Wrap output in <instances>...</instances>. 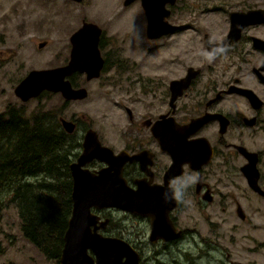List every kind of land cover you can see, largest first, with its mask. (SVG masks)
Returning a JSON list of instances; mask_svg holds the SVG:
<instances>
[{
    "label": "rangeland",
    "instance_id": "374dc122",
    "mask_svg": "<svg viewBox=\"0 0 264 264\" xmlns=\"http://www.w3.org/2000/svg\"><path fill=\"white\" fill-rule=\"evenodd\" d=\"M13 2L0 0V16L7 10L11 18L20 11L23 34H19L17 23L0 24V49L5 51L0 56V113L10 105L23 106L31 113L44 103L61 108V116L81 119L82 124L85 120L96 129L105 128L111 136L116 134L115 121L127 116L117 104L120 94L127 89H167L171 79L184 75L188 66L197 65V53L203 49L198 32L225 17L215 8L222 0H178L169 20L184 28L160 39H149L140 1L127 6L124 0H21L20 8ZM83 20L104 28L102 52L110 59L98 78L88 81L83 74L74 75L78 85L88 87V97L65 105L59 93L22 101L15 93L16 85L33 68L67 63L70 36ZM3 37L6 39L1 42ZM43 41L45 44L40 46ZM242 178L230 190L238 191L246 219L238 216L233 202L227 204L219 198L205 205L197 202L195 216H184L180 221L182 227L197 229V234L189 232L179 248L175 245L159 250L153 246L141 219L113 210L115 223L131 225L129 230L121 229L124 237L141 239L144 264H264V196L253 192ZM0 205V264H57L24 236L9 191L0 192Z\"/></svg>",
    "mask_w": 264,
    "mask_h": 264
},
{
    "label": "flooded vegetation",
    "instance_id": "af4514ba",
    "mask_svg": "<svg viewBox=\"0 0 264 264\" xmlns=\"http://www.w3.org/2000/svg\"><path fill=\"white\" fill-rule=\"evenodd\" d=\"M136 1H140L142 5L141 0H134L129 4H125L124 0V4L132 6ZM177 1L167 4L171 9L170 16ZM222 1L215 8L225 17L212 22L211 27L202 31L203 33L198 32V39L202 42L203 51L209 48V35L215 34L225 39L230 50L226 56L218 58L212 64L204 60L201 53H197V65H190L198 70L197 76L189 88L184 89L174 100L170 86L172 79L166 86L167 89H127L120 94L117 103L126 110L127 116L115 121V136H111L105 128H94L85 120L82 124L81 119H71L75 128L73 132H68L76 137L72 143L74 155L71 163L78 160L84 149L85 135L90 128H94L101 143L111 147L118 156L116 168L121 169L122 166L123 181L119 180L121 186L132 190L146 189L150 201L162 205L159 210L166 212L176 230L181 232L176 237L159 236L153 240L152 215L116 206H92V211L100 216L98 225L107 221L98 230L105 235L128 240L140 252L142 264L144 252L141 239L132 241L121 234V229L129 230L131 225L122 222L116 224L113 210L124 216L141 219L146 227L148 241L163 250L175 245L179 248L178 244L189 232L197 234V229L180 225L184 216H195L193 212L197 208V202L205 205L217 198L227 204L233 202L236 204L238 216L246 219L247 213L237 195L238 191L234 193L230 190L237 187L239 178L243 177L253 192L263 195L250 185L244 167L250 161L248 153H252L257 158L258 184L264 189V0ZM15 3L20 8L21 0H14L13 4ZM2 8L3 5L0 6ZM142 8L144 10L143 5ZM20 15L21 12L17 11L10 18V12L6 10L0 16V24L17 23L19 34L22 35L24 23L18 19ZM175 24L181 25V28L161 37L150 38L147 35V20L146 35L149 39H160L184 28L183 24ZM102 29L101 52L104 47V28ZM5 39L3 37L1 42ZM4 52L0 49V56L3 57ZM102 55L105 58L103 73L108 68L110 59L103 52ZM108 55H111V50ZM76 73L71 79H74ZM186 73L177 78L185 76ZM80 74L86 76L85 73ZM73 82L75 86H79L76 81ZM193 87L195 89H191ZM83 99L65 100L68 102ZM193 121L196 123L190 125ZM109 165L106 159L95 157L86 162L83 168L98 173ZM187 173L198 174L201 178L194 188L189 189L187 199L191 200V204L166 203L163 193L169 179ZM71 177L74 183L72 171ZM240 207L245 217L240 214ZM152 213L155 215L156 211L152 209Z\"/></svg>",
    "mask_w": 264,
    "mask_h": 264
},
{
    "label": "water",
    "instance_id": "95a60500",
    "mask_svg": "<svg viewBox=\"0 0 264 264\" xmlns=\"http://www.w3.org/2000/svg\"><path fill=\"white\" fill-rule=\"evenodd\" d=\"M132 1L134 0H125V4ZM141 1L147 15V35L150 38L161 37L181 28V25L172 23L168 19L171 9L167 4H173L176 0ZM102 30L98 23L84 20L70 37L72 50L69 61L63 65L32 69L16 85V95L22 101L37 97L44 91L61 93L66 100L88 97L89 89L84 85L75 86L71 76L76 72L85 73L87 80L101 76L105 64L100 49ZM44 44L43 41L40 46ZM197 71L194 66H190L185 76L171 80L173 100L184 89L189 88L197 76ZM60 120L67 131L73 132L75 128L73 120L65 116H61ZM248 156L250 161L245 165L244 170L249 183L264 195V189L258 184L257 158L252 153H248ZM95 157L106 159L110 165L98 173L83 168L86 162ZM117 157L111 147L101 143L97 130L90 128L87 131L84 149L78 160L71 163L74 180L73 208L64 235L60 264H142L140 252L128 240L105 235L98 230L101 226H105L107 221H102V225H98L100 216L92 211V206H116L136 213L152 215L153 240L159 236L172 238L181 234L166 212L159 210L162 209V205L150 201L146 189L132 190L121 186L119 180H122V166L121 169L116 168ZM152 209L156 211L155 215ZM239 212L245 217L241 207Z\"/></svg>",
    "mask_w": 264,
    "mask_h": 264
},
{
    "label": "trees",
    "instance_id": "16d2710c",
    "mask_svg": "<svg viewBox=\"0 0 264 264\" xmlns=\"http://www.w3.org/2000/svg\"><path fill=\"white\" fill-rule=\"evenodd\" d=\"M61 115V108L44 103L31 113L17 105L0 113V192H10L24 236L57 264L73 208L70 163L76 140Z\"/></svg>",
    "mask_w": 264,
    "mask_h": 264
},
{
    "label": "clouds",
    "instance_id": "9594fccd",
    "mask_svg": "<svg viewBox=\"0 0 264 264\" xmlns=\"http://www.w3.org/2000/svg\"><path fill=\"white\" fill-rule=\"evenodd\" d=\"M208 44L209 48L203 50L201 56L209 64L214 63L220 57L226 56L230 50L225 39L215 34L209 35ZM200 179L199 175L195 173H187L179 177L170 178L163 193L165 202L190 205L191 200L187 199L189 189L194 188L200 182Z\"/></svg>",
    "mask_w": 264,
    "mask_h": 264
}]
</instances>
